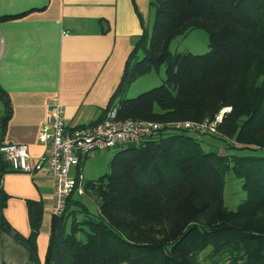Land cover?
I'll return each mask as SVG.
<instances>
[{"label": "trees", "instance_id": "16d2710c", "mask_svg": "<svg viewBox=\"0 0 264 264\" xmlns=\"http://www.w3.org/2000/svg\"><path fill=\"white\" fill-rule=\"evenodd\" d=\"M150 10L151 26L136 40L104 112L115 106L117 119L164 123L213 120L227 107L214 136L261 154L218 155L192 132L163 127L117 151L107 172L66 198L63 212L52 214L43 263L36 247L41 204L28 201L24 237L1 214L7 195L0 188V231L27 249L31 264H264V0H150ZM196 28L208 33V51L169 50L173 38ZM162 64V83L124 96ZM0 97L6 100L1 88ZM2 162L0 178L10 170ZM229 168L246 193L234 210L223 203ZM86 194L95 197L93 212L74 198Z\"/></svg>", "mask_w": 264, "mask_h": 264}, {"label": "crops", "instance_id": "0c3cea01", "mask_svg": "<svg viewBox=\"0 0 264 264\" xmlns=\"http://www.w3.org/2000/svg\"><path fill=\"white\" fill-rule=\"evenodd\" d=\"M151 14L150 0H0V88L6 98L0 97V118L7 115L0 141L26 144L31 156H40L45 104L55 97L68 129L99 119ZM0 188L7 195L1 214L24 237L31 230L28 201L41 204L36 247L43 263L52 178L44 171L8 170ZM0 263L31 264L27 249L2 231Z\"/></svg>", "mask_w": 264, "mask_h": 264}, {"label": "built area", "instance_id": "2783aa9c", "mask_svg": "<svg viewBox=\"0 0 264 264\" xmlns=\"http://www.w3.org/2000/svg\"><path fill=\"white\" fill-rule=\"evenodd\" d=\"M1 43L0 37V46ZM228 109L223 108L213 120L162 123L145 119H117L116 107L112 106L99 119L68 129L63 120V106L55 97L46 102L40 126L39 138L45 146L44 152L33 157L26 144L0 142V154L12 171L29 174L46 172L53 181L50 210L52 214H60L71 193H83L85 179L81 172V162L88 154L117 146H137L156 136L163 127L188 130L195 135L218 134L217 123ZM72 165L77 168L75 174L70 172Z\"/></svg>", "mask_w": 264, "mask_h": 264}, {"label": "rangeland", "instance_id": "374dc122", "mask_svg": "<svg viewBox=\"0 0 264 264\" xmlns=\"http://www.w3.org/2000/svg\"><path fill=\"white\" fill-rule=\"evenodd\" d=\"M152 22V14L150 17V26ZM209 37L208 33L204 29L196 28L192 29L186 34L178 35L173 38L169 44V50L172 53L189 51L195 54H201L208 51ZM165 78V65L162 64L157 70H152L147 74L138 77L130 85H128L125 91V97H134L137 94L155 87L162 83ZM200 141V144L204 151H213L218 155H225L232 158L237 155H248V154H261L260 149H252L249 147H243L235 141H230L217 137L211 134H198L195 135ZM127 146H117L109 148L103 151H97L88 154L85 157L82 165L81 172L84 176L85 181L96 180L99 176L103 175L108 171L109 161L112 156L119 150L126 148ZM76 166L72 165L70 172L75 174ZM246 193L242 187V180L236 177L231 168L227 169L224 174V187H223V203L230 209L234 210L237 208L239 203L243 201ZM81 198L91 212L95 210L96 200L92 195H83ZM77 220H82L83 213H77ZM80 238L84 240V235L80 234ZM208 251L201 252L199 259L203 258L204 254ZM120 264H127L125 262Z\"/></svg>", "mask_w": 264, "mask_h": 264}, {"label": "water", "instance_id": "95a60500", "mask_svg": "<svg viewBox=\"0 0 264 264\" xmlns=\"http://www.w3.org/2000/svg\"><path fill=\"white\" fill-rule=\"evenodd\" d=\"M7 115H3L1 118H0V125L2 124V122L4 121V119L6 118ZM3 165V162H2V157H1V154H0V167Z\"/></svg>", "mask_w": 264, "mask_h": 264}]
</instances>
